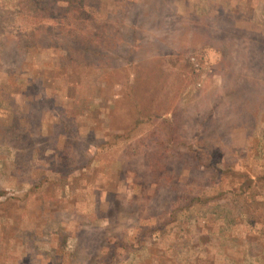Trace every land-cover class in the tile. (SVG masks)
Listing matches in <instances>:
<instances>
[{
    "label": "rangeland",
    "instance_id": "rangeland-1",
    "mask_svg": "<svg viewBox=\"0 0 264 264\" xmlns=\"http://www.w3.org/2000/svg\"><path fill=\"white\" fill-rule=\"evenodd\" d=\"M0 264H264V0H0Z\"/></svg>",
    "mask_w": 264,
    "mask_h": 264
}]
</instances>
